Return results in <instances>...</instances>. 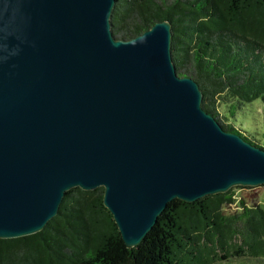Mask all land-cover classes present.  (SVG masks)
I'll return each instance as SVG.
<instances>
[{
  "label": "water",
  "instance_id": "water-1",
  "mask_svg": "<svg viewBox=\"0 0 264 264\" xmlns=\"http://www.w3.org/2000/svg\"><path fill=\"white\" fill-rule=\"evenodd\" d=\"M115 0H0V239L103 189L126 247L172 200L264 186V150L224 131L179 77L171 25L116 39Z\"/></svg>",
  "mask_w": 264,
  "mask_h": 264
},
{
  "label": "trees",
  "instance_id": "trees-1",
  "mask_svg": "<svg viewBox=\"0 0 264 264\" xmlns=\"http://www.w3.org/2000/svg\"><path fill=\"white\" fill-rule=\"evenodd\" d=\"M110 21L121 40L170 23L178 76L199 85L202 108L224 131L264 150V0H115ZM254 102L262 109L255 127ZM102 201V187L72 189L46 229L0 239V264H264V211L241 199L225 212L232 190L191 204L172 200L130 249Z\"/></svg>",
  "mask_w": 264,
  "mask_h": 264
},
{
  "label": "rangeland",
  "instance_id": "rangeland-1",
  "mask_svg": "<svg viewBox=\"0 0 264 264\" xmlns=\"http://www.w3.org/2000/svg\"><path fill=\"white\" fill-rule=\"evenodd\" d=\"M249 108H250L249 111L251 112V114L253 116L250 120L253 121L252 125H254L253 127H255V124L258 123V121H257L258 118H260V112L262 111V109H261L260 104L257 102H254L251 106H249ZM245 110L248 111V106L245 108ZM254 120H256L255 121L256 123H254ZM236 121H237L236 122L237 126L240 127V125L242 124V121H243L242 118L239 117ZM245 121L247 122V120H245ZM259 125H260V123H259ZM242 127H243V129L247 130V126L245 124H243ZM259 143L264 148V144H263V142H261V140L259 141ZM230 190H232L234 193L235 203H234V205H231V206L225 208L224 209L225 212L229 213V212L237 211L238 210V202L241 199H243L247 203V205H249V206H251L252 203L259 205L260 208L264 211V186L260 185V186L252 187V188H247V187H234L233 188L232 187Z\"/></svg>",
  "mask_w": 264,
  "mask_h": 264
}]
</instances>
